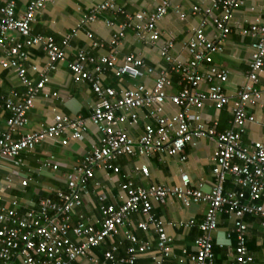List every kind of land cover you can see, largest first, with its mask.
Masks as SVG:
<instances>
[{"label":"built area","instance_id":"1","mask_svg":"<svg viewBox=\"0 0 264 264\" xmlns=\"http://www.w3.org/2000/svg\"><path fill=\"white\" fill-rule=\"evenodd\" d=\"M47 1L28 0L25 12L20 15L16 13L15 0L0 6V69L14 70L26 87L24 91L12 90L9 94L0 91V107L9 112L6 127L0 129V159H16L18 163L22 152L32 150L46 140L68 144L72 139L81 138L89 123L99 131V142L67 172V188L55 191L52 197L40 199L36 207L24 210L18 197H5L7 189L13 186V179L7 177L6 184L0 186V264H74L82 259L90 264H137L145 254L151 256L154 264H171L173 238L167 232L164 220L153 212L155 203H164L169 198L181 200L186 206L202 201L208 203L206 214L199 223L201 234L195 239V250L189 253L190 264H216L212 233L218 229L219 216L223 213L234 223L229 233L236 237L232 264L253 261L247 245L249 224L245 217H259L264 226V141L247 145L242 136L247 122L256 121L250 107L258 103L262 94L259 81L264 72V14L243 25L233 19L236 8L246 0H211V6L195 4L192 13L204 14V17L186 43L189 59L176 61L173 58L171 49L175 37L171 35L160 47V55L168 66L155 67L135 54L126 55L119 64L117 48L129 28L140 38L153 42L160 39L159 22L173 6L172 0H152L155 3L153 10L140 8L134 13L119 0L99 2L85 15L83 23L97 20L104 11L124 14L125 20L117 23L108 19V24L117 28L110 40L109 53L96 59L79 50L72 60H68L67 47L77 29L64 37L63 45L52 35L32 31V23ZM173 7L181 18H186L180 5ZM208 24L213 26L211 34L206 32ZM234 29L252 36L254 41L243 85L236 94L230 95L225 87L228 71L214 63V54L224 49L225 40ZM93 44L98 45V42ZM38 47L46 52L47 63L39 81H35L30 70L38 71L39 67L26 64L32 50ZM63 62H68L75 81L88 82L97 94L91 115L58 113L47 126L24 130L30 121L28 112L49 79L46 72ZM106 69L119 78L146 72L155 76L154 84L151 87L145 84L121 86L119 89L106 86L101 79ZM172 72H178L182 82L181 90L174 94L168 91ZM204 84L207 88H203ZM168 102L179 111L168 114ZM207 102L217 109L231 106L230 127L219 130L217 120L212 123L204 120L201 110ZM141 108L148 110L146 116L153 118L156 126L147 123L143 132L135 137L123 125L137 126ZM260 123L264 125V116ZM206 136L216 140L213 183L208 190L203 183L193 184L187 173L182 174L175 185L154 183L150 186L136 185L124 174V180L120 181L123 191L120 205L106 203L105 195L101 194L99 219L92 222L80 212L83 193L88 192L96 169L118 174L117 160L121 156L150 157L157 152L182 154L188 144ZM52 159L46 158L44 164L57 169L58 165ZM137 170L149 175L145 163L137 166ZM229 180L233 188L226 186ZM28 182L27 177L20 180L23 186ZM133 214L140 216L137 227L146 232L154 230L157 238L152 242L126 230L124 235L128 245L125 253L120 254L117 236L125 225L132 223ZM195 224L193 218L185 221L183 227L190 229ZM104 245L108 246L98 253ZM183 251L187 252L186 249Z\"/></svg>","mask_w":264,"mask_h":264},{"label":"crops","instance_id":"2","mask_svg":"<svg viewBox=\"0 0 264 264\" xmlns=\"http://www.w3.org/2000/svg\"><path fill=\"white\" fill-rule=\"evenodd\" d=\"M8 0H0V6ZM17 15L25 12L28 0H15ZM103 0H48L45 6L37 13L36 20L32 23V31L44 35H52L55 40L63 45L64 37L77 29V33L70 40L67 47L68 60H72L79 50H84L96 59L110 52V40L116 31V27L108 24V19L117 23L125 20L124 14L112 11H104L99 18L93 22L83 23L82 19L88 15L91 9ZM129 12L134 13L140 8L151 11L155 7L152 0H119ZM173 6L180 5L186 12V18H181L172 6L168 13L159 22L161 31L160 39L155 42L138 37L134 30L127 29L126 35L121 40L117 50V62L122 64L124 57L128 54L142 56L146 62L155 67L168 66L167 62L160 55L162 43L173 35L175 37L174 47L171 54L176 61L189 59L190 54L186 46L187 41L193 35L195 28L200 24L204 14H193L192 6H211V0H172ZM264 14V0H246L243 5L234 11V22L248 25L257 16ZM213 26L208 24L206 32L211 34ZM90 33L92 36H90ZM22 40L23 38L20 37ZM98 42L94 45L93 42ZM254 38L244 35L234 29L225 40L224 49L214 54V63L228 71V81L225 84L226 91L230 95L238 92L243 85L244 77L249 69L252 43ZM32 56L27 61V66L36 64L38 71L30 70V76L39 81L41 72L45 69L47 55L43 48L38 47L32 50ZM90 67H94L91 63ZM144 71V70H142ZM48 81L37 96L34 106L29 110V124L24 130H37L47 126L58 113L69 116H90L98 96L88 82H77L74 80L68 62H63L56 69H49ZM104 85L119 89L121 86L134 87L138 84L153 86L155 76L144 72L142 75L133 76L126 74L123 78L116 76L110 69L101 74ZM262 94L259 101L250 110L255 114L256 121H248L242 140L244 144L251 145L253 142L264 141V125L260 119L264 116V72L259 81ZM24 84L17 73L10 68L0 69V91L9 94L12 90L24 91ZM182 88L181 75L172 72V84L168 91L170 94L177 93ZM207 88V85H203ZM56 93V94H54ZM179 108L171 102L166 104V112L175 114ZM148 110L139 109L140 119L137 126L125 123L124 129L129 134L139 136L147 123L156 126L153 118L147 117ZM204 120L211 123L218 121V129L223 130L231 125V106L217 109L207 102L201 110ZM9 112L0 107V129L6 127V117ZM99 131L94 124L89 123L86 132L79 139H72L68 144L59 140H46L38 144L32 150L22 152L18 163L16 159H0V186L6 184L7 177L13 179V186L7 189L6 198L18 197L21 207L26 210L36 207L40 199L55 195V191L67 188L66 174L69 172L86 153L99 142ZM216 140L210 136L196 139V143L188 144L182 154L169 155L157 152L153 156H121L117 160L120 166V173L106 172L103 169H96L94 177L90 181L88 192L83 193V206L79 209L81 213L90 217L95 222L101 217L99 209V195L104 194L106 203L120 205L123 202V191L120 181H123L124 174L134 181L136 185L150 186L151 184L175 185L180 182L181 175L189 174L192 183H203L208 190L213 183L212 168ZM52 157L57 169L46 166L44 160ZM185 157V158H183ZM18 159V158H17ZM147 164L149 175H145L137 166ZM20 173V176H19ZM22 177L29 179L28 185L20 184ZM228 188H233L229 180L226 183ZM208 209L207 202H196L190 206L184 205L181 200L169 198L164 203H155L153 212L164 220L166 230L173 238V254L171 264H190L189 253L195 250V239L201 234L199 223L203 220ZM195 219L196 224L190 229L184 228L183 223ZM139 214H133L132 223L124 226L123 231L117 236L120 246V254L125 253L128 241L124 231L129 230L142 239L156 241L157 234L154 230L144 231L137 227ZM249 224L247 232V245L253 256V261L248 264H264V226L262 219L248 215L245 217ZM234 227L233 219L223 213L219 216V227L212 233L215 262L216 264H232L234 259V248L236 237L234 233L229 236ZM108 245L97 250L102 253ZM186 249L187 252L183 250ZM74 264H90L82 259ZM137 264H154L151 256H141Z\"/></svg>","mask_w":264,"mask_h":264}]
</instances>
